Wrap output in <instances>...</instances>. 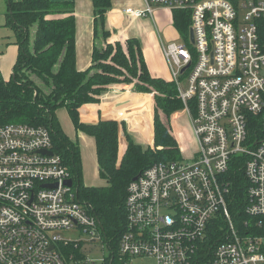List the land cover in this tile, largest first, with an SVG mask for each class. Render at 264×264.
<instances>
[{"label":"built area","instance_id":"2783aa9c","mask_svg":"<svg viewBox=\"0 0 264 264\" xmlns=\"http://www.w3.org/2000/svg\"><path fill=\"white\" fill-rule=\"evenodd\" d=\"M141 1L136 18L159 7L190 13L193 41L179 36L161 51L195 148L185 157L179 140L180 159L155 162L129 182L112 252L154 264H264V133L249 127L264 108V0ZM237 159L251 219L229 205ZM85 243L109 246L49 129L0 124V264H95Z\"/></svg>","mask_w":264,"mask_h":264},{"label":"trees","instance_id":"16d2710c","mask_svg":"<svg viewBox=\"0 0 264 264\" xmlns=\"http://www.w3.org/2000/svg\"><path fill=\"white\" fill-rule=\"evenodd\" d=\"M4 1L5 24L14 34L18 53L10 77L4 80L0 74V124H30L49 129L54 151L69 167L77 199L96 218L109 249L115 251L126 225L127 185L153 163L176 159L179 151L155 110L153 147L143 148L127 137L126 149L119 158L118 122L100 119L96 123H83L79 120L78 108L85 103L98 102L99 95L108 85L128 82L133 83L134 91L152 93L156 107L169 116L183 106L177 98L176 87L169 80L151 76L140 41L136 38H128L124 44L115 41L105 42L103 48L94 47L93 64L86 70H78L76 0ZM90 2L96 36L112 0ZM189 18V11H172L173 26L183 39L188 34ZM102 35L106 39L110 32L103 29ZM60 107L67 109L77 131L94 138L100 185L86 186L83 182L78 144L62 131L55 116V110ZM263 116L264 108L260 114L249 116V127L255 134L264 133ZM121 128L126 134L123 123ZM240 162L242 159H237L227 173L231 183L229 205L232 213L238 212L241 218L251 219L244 211L248 182L240 169ZM112 253L115 258L116 253ZM118 264L125 263L120 260Z\"/></svg>","mask_w":264,"mask_h":264},{"label":"crops","instance_id":"0c3cea01","mask_svg":"<svg viewBox=\"0 0 264 264\" xmlns=\"http://www.w3.org/2000/svg\"><path fill=\"white\" fill-rule=\"evenodd\" d=\"M142 6L141 0H112L111 8L105 13L104 21L99 26L98 33L95 36L93 30V8L90 0H76L74 15L77 69L86 70L93 64L92 51L94 47L103 48L105 42L114 43L118 41L124 44L126 39L136 38L140 41L141 50L151 76L168 81V71L162 56L161 47L167 40H177L180 34L174 28L172 22L169 26L170 28L168 27L169 38L163 41L162 30H166L167 32V24H169L165 17L167 8H156L154 11L155 16L153 14L152 17L136 18L133 16L131 10ZM5 11V1L0 0V74L4 80H7L12 73L18 47L14 43L12 30L5 24ZM103 29L110 32V36L106 39L102 35ZM122 84L114 83L108 85L105 91L99 95L98 102L85 103L78 108L79 120L83 123H96L100 119L118 122L120 130L118 138L119 158L122 157L125 151L127 137L143 148H152L154 135V113H150L152 110L153 94L134 91L133 83L129 86V88H132V91L127 92L124 91L125 89L121 86ZM141 106L147 108V117L144 114L142 116ZM178 114L180 116H177L175 120V116ZM172 115L174 116H171L170 121H172L173 128L177 131L175 134H172V137L178 139L177 144L180 141L183 143L182 146H184L186 153L190 149L193 151L195 144L191 135L189 116L182 110L176 111ZM55 116L62 131L71 141L78 144L83 182L86 186L100 185L101 179H99L94 138L75 129L65 107L57 108ZM130 117L132 118L131 120ZM149 117L151 119L150 122ZM148 122L149 129L147 127ZM121 123L125 126L126 134H124L121 128ZM133 125H135V128L137 125L143 126L142 132H137L135 128L133 129ZM165 126L168 127V125ZM180 128H183L181 130L184 133H181ZM121 147H123L122 151Z\"/></svg>","mask_w":264,"mask_h":264},{"label":"rangeland","instance_id":"374dc122","mask_svg":"<svg viewBox=\"0 0 264 264\" xmlns=\"http://www.w3.org/2000/svg\"><path fill=\"white\" fill-rule=\"evenodd\" d=\"M142 2V1H141ZM154 16H155V13H154ZM165 17H166V19H167V22L169 23V24H167V32H166V30H162V33H161V35H162V39H163V41H165V40H167L168 38H169V34H168V27L172 24V10L171 9H167L166 10V12H165ZM170 28V27H169ZM179 33V32H178ZM187 39H188V36H186V38H184V40H186L187 41ZM168 41V40H167ZM183 41V40H182ZM190 50H192L193 48H192V44L191 43H189L188 44V46H187ZM194 55V54H193ZM125 90L124 91H127V92H131L132 91V88H129V86H131V84L130 83H128V82H126V83H123L122 85H121ZM153 96V95H152ZM140 109V108H139ZM141 111H142V116H143V114L147 117L148 116V110H147V108L146 107H144V106H141V109H140ZM155 110H157V112H158V114H159V118H160V121L164 124V125H168V132H169V135L170 136H172V134H175L177 131H176V129H174L173 127H174V125H173V123H172V121H170L171 120V116H174V115H169V116H167L165 113H163L159 108H157L156 107V103H155V100L153 99V97H152V110H151V114H153L154 113V111ZM181 110L182 111H184L183 110V106H182V108H181ZM136 116H139V115H136ZM177 116L179 117L180 115L178 114V115H176L175 116V120L177 119ZM141 117V116H140ZM143 119H144V121H146L145 120V118L144 117H142ZM132 118L130 117V120H131ZM138 119V118H137ZM150 117H149V122H150ZM169 121H170V123H169ZM149 122H148V129H149ZM142 127L143 126H139V125H137L136 126V128H135V125H133V129L135 128V130L138 132V131H140V132H142ZM170 127H172L171 129H170ZM181 129H183V128H180V131H181V133H184L183 132V130H181ZM180 136H182V135H180ZM119 138V137H118ZM175 139H176V145H177V138L175 137ZM174 139V140H175ZM128 140L129 139H127L126 138V141H127V143H128ZM153 145H154V135H153ZM126 146H127V144H126ZM126 149V148H125ZM123 150V147H121V151ZM177 150H178V146H177ZM118 152H119V148H118ZM192 153V151H191V149L186 153V152H184L183 154H184V156L186 157V156H189L190 154ZM176 157V159H180V157H182V155L180 154V152H179V156L178 155H176L175 156ZM174 160V159H173ZM65 237H74V236H76V234L75 233H71V232H69V233H66L65 235H64ZM82 238V237H81ZM82 250H83V252L87 255V257L88 258H92L93 260H95V264H104V261H103V258L105 259V261H106V264H109V262H110V260H111V251H110V249H109V247L105 244V246L103 247V248H99V247H97V246H94V245H91V244H88V245H86V243L83 245V247H82ZM132 260V261H131ZM129 261H131V263L130 264H154V262H153V260H150V259H142V258H135V259H126V263L127 262H129ZM120 262V260H119V256H118V253H116L115 254V258H114V261H113V264H118ZM197 264H209V262L208 261H203L202 263H197Z\"/></svg>","mask_w":264,"mask_h":264},{"label":"bare ground","instance_id":"6f19581e","mask_svg":"<svg viewBox=\"0 0 264 264\" xmlns=\"http://www.w3.org/2000/svg\"><path fill=\"white\" fill-rule=\"evenodd\" d=\"M189 34H190V32H189ZM189 34H188V39H187V41H185L183 38H182V40L185 41V42H188V41L191 42ZM192 39H193V37H192ZM192 41H193V40H192ZM133 178H134V177H133ZM125 202H126V201H125ZM100 231H101V229H100ZM101 234H102L104 240L106 241V239H105V237H104L102 231H101ZM110 251H111V250H110ZM112 254H113V253L111 252V260H110L109 264L111 263L112 259L114 258V255H112ZM86 256H87V255H86ZM119 258H120V260H123L125 264H130L132 260L126 263V259H132V258L135 259V258H140V257H132V258H128V257H122V256H119ZM90 259H92V258H90ZM142 259H143V258H142ZM103 261H105L104 258H103ZM105 262H106V261H105ZM94 263H95V260H94Z\"/></svg>","mask_w":264,"mask_h":264},{"label":"water","instance_id":"95a60500","mask_svg":"<svg viewBox=\"0 0 264 264\" xmlns=\"http://www.w3.org/2000/svg\"><path fill=\"white\" fill-rule=\"evenodd\" d=\"M189 36H190V40H191V42H192L193 39H192V33H191V31H190ZM48 153H51V152H48ZM133 179H135V177H134ZM65 183H66L68 186L71 185V181H70V180H67Z\"/></svg>","mask_w":264,"mask_h":264}]
</instances>
